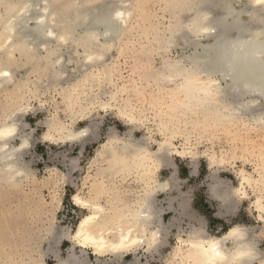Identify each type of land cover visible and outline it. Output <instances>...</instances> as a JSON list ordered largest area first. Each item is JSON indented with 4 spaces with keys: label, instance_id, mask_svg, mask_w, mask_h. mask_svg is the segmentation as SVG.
Here are the masks:
<instances>
[{
    "label": "bare ground",
    "instance_id": "bare-ground-1",
    "mask_svg": "<svg viewBox=\"0 0 264 264\" xmlns=\"http://www.w3.org/2000/svg\"><path fill=\"white\" fill-rule=\"evenodd\" d=\"M66 1L0 0V70L11 72L10 77L0 76V102L4 99L0 106V133H3L0 135V189L16 188L19 182L29 177V168L23 159L32 146V137L24 132L26 125L22 117L30 108L32 99L28 95L36 98L44 80L51 83L46 84L51 85L49 88L61 86L64 110L71 115L69 123H62L56 115L42 122L47 128L42 135L44 142L79 144L84 149L88 141L96 138L91 134L94 126L75 129L74 125L76 121L93 118L99 111L116 110L128 126H143L146 122L145 109L129 108L127 101L121 103L117 99L118 93L126 88L124 85L119 87L112 79L114 61L108 62L107 59L109 51L117 47L122 50L127 34L133 33L129 26L133 15L131 5L122 0L115 3ZM239 1L242 0H163L171 16L170 24L163 30L147 26L152 31L150 45L141 53L145 78L151 77L160 95L169 100L168 104H161L164 98L159 99L156 101L158 105H154V122L161 139L156 140L150 132L137 139L131 130L124 137L110 133L107 141L100 144L96 163L97 159L107 163L109 176L129 174L131 177L133 174L138 184L137 192L131 194L126 190L132 195L127 197L117 182L106 180V175L102 177L100 173L101 177H94L91 181L87 197L80 193L74 195L73 202L80 199L91 205L84 208L74 203L87 211L75 230L59 231L51 218L44 230L54 237L48 241L50 250L54 245L51 242L61 236L71 242L73 250H82L86 257L80 259L71 253L67 260L60 259L58 264H91L88 253L96 257L97 264H105L103 259L106 257L114 263L125 260L128 255H133L129 264H143L139 257L141 251L155 257L177 220L171 225L163 223L160 206L165 200L159 198L170 194L177 179L172 174L160 180V171L173 167L174 156L194 160L193 157L199 154L200 138L215 143L224 134L233 133L239 124H242L240 128H244V133L250 130L252 133L253 127V131L260 128L258 130L264 132V4L247 0V6L238 10L234 3ZM118 12L123 13L122 18L117 17ZM48 31L53 36H48ZM173 49L181 50L179 59L171 58ZM153 52L162 57L161 71H156L151 63ZM89 56L93 57L91 61ZM71 65H75L78 75L67 72ZM23 71L25 75L21 74ZM33 74L38 77L36 82L31 81L30 75ZM65 74L69 75L66 77ZM151 79L147 80L148 84ZM106 84L115 91L103 92ZM243 134L241 139L245 136ZM193 137L197 142L193 143ZM176 138H182L181 147L175 145ZM206 152H209L206 156L213 182L209 192L220 204V210L225 215L234 214L237 204L247 200L251 191L255 196L252 205L258 213V221L264 223V146L250 155L256 158L254 169L258 176L245 169L235 171L237 187L221 180L215 173L217 168L232 163L231 159L248 161L245 151L233 146L224 149L220 155L213 148ZM104 198L106 205L102 202ZM169 203L171 208V202L167 201ZM178 204L182 214L187 211L186 201ZM88 216L94 219L81 228ZM0 218L2 220V216ZM9 221L4 222L6 225L0 232L10 228L8 232L14 233ZM15 226L17 231L19 225ZM19 231L26 234L22 228ZM251 234L250 229L240 224L231 226L222 235H209L193 229L187 239L179 238L171 263L264 264V253L257 248ZM16 236L13 237L16 239ZM39 239H32V242ZM4 241L1 242L8 244L9 240ZM2 245L0 251L4 248ZM213 246L219 256L211 251ZM3 251L4 254L6 251ZM8 253L0 255V260L5 257L3 263L23 264L13 258V253L12 256ZM20 253H17L19 258L28 255ZM45 257L40 254L30 260L32 264H46Z\"/></svg>",
    "mask_w": 264,
    "mask_h": 264
},
{
    "label": "rangeland",
    "instance_id": "rangeland-1",
    "mask_svg": "<svg viewBox=\"0 0 264 264\" xmlns=\"http://www.w3.org/2000/svg\"><path fill=\"white\" fill-rule=\"evenodd\" d=\"M61 1L65 2L66 0ZM69 1L74 3L79 2L78 0ZM100 1L107 3L108 1H113L115 3L120 0ZM122 1H126L127 4L129 3L131 6L128 5L133 10V15L129 21V26L130 29H133V33L127 34V42L125 47L123 46L125 49L122 47L124 51H122L123 49L120 50L121 48L118 47L113 48L107 54V59L108 62L114 61V66L112 67V79L119 85V87L124 85L126 88L124 92L121 91L118 93L117 99H120L121 103L127 101L126 105L129 108L138 107L145 109L147 118L146 122L143 126H128V123L117 114L116 110L108 112L99 111L98 114L91 118L92 121L91 119L84 122L76 121L74 125L75 129L86 128L91 124V126H94L93 133L91 131V134L93 138H96L88 141L84 149H82L79 144L71 146L70 144H51L49 142H44L42 135L47 128L45 125L41 124L42 122L50 119L53 115H56L57 119L62 123L71 122V115L69 112L65 111L63 107L61 86L52 85L53 89L52 87L49 88L51 85L46 86L49 82L44 80V85H41L39 94L36 98L28 95L32 99L30 102L31 109L29 108L22 117V122L26 125L24 132L31 134L30 136L32 137V146L29 148V151L26 154L27 156L23 159L29 168L28 180L25 179L22 182H19L20 184H17L19 188H17L16 185V188H14L15 186H12L13 188L2 187L0 189V217L2 216V220L0 218V230L7 224L6 221H9L11 218V222H8L9 226L12 227L14 233L17 234L16 236L14 233L8 232L11 231L10 228L6 229V231L4 230L0 232V236H3L2 239L5 240L4 242L9 240L8 244H4L2 243L3 240L0 239L1 245H4H2L4 248H1L0 252L2 253H0V255L3 254V249L7 252L11 248L15 249L16 247H19L17 248V250L19 249V252L16 249H11L9 252L11 253V256L14 254L13 258L15 257V260H18L19 262L23 261V264H32L30 258L39 256L40 254L46 255V264H58L60 259L67 260L71 253L76 257L79 256L78 258L83 259V256L85 255L82 253V250H73L71 242L61 236H57L58 238L51 242L54 245L50 250V243H48V241L52 240L54 237L46 233V230H44L49 218L53 220L59 231L64 230L65 232H69L75 230L79 221L87 211L74 204L73 196L80 193L81 196L87 197L91 188V181L97 176H100V173H102V177H105L103 175H106V180L117 182L116 185L119 189H124L123 191H131V194L137 192L138 184L133 174H131V177L129 174L123 176L121 174L120 176H109L107 172L108 164L104 163L102 160L99 161L98 159L97 164L95 160L100 144L107 141L110 133H115L116 135L124 137L132 130L134 137L141 139L147 136L150 132L156 140L161 139L157 124L154 122L156 116L154 105H158L156 101L159 99L164 98L161 104H168L169 100L166 96L164 97L160 95L156 83L151 77L145 78L146 72L141 62L144 56L141 53L144 50L149 49L150 45L149 38L151 37L152 31L148 30L147 26L150 27V25H153L155 28L158 27L162 30L166 29L170 24L171 16L168 13L169 11L167 12L166 3L163 2V0ZM67 2L68 0L66 3ZM246 3H248L247 0H242L241 2H235L234 6L240 10L245 8L244 6H247ZM148 20L151 23H149ZM80 52L82 53V51ZM151 56L152 65L156 71H161L162 57L156 52H153ZM170 56L172 59H179L182 56V52L179 49H173ZM68 67L66 70L70 75H78L74 70L76 69L75 65ZM21 74L25 75L24 71ZM69 74H65V76L67 77ZM30 77L31 81L35 82L38 78L34 74L32 76L30 75ZM150 79L152 82L148 84L147 80ZM30 85H32V82ZM43 86H46L47 89L45 90L46 87L44 88ZM103 88V92L115 91V89L107 84L104 85ZM103 99L107 100L108 98L103 96ZM3 103L4 99L0 102V106H2L1 104ZM0 111L2 113L1 108ZM244 121H247V119H244ZM241 125L242 124H239L233 133H230L229 135L224 134L215 141L213 140L215 143L207 138H200V141L198 142L199 154L197 157H193L194 160L191 158L186 159L174 156L172 162L173 167L169 169L165 168L160 171V180L169 178L172 174H174L177 179L176 186L171 192H169L170 194L161 195L159 198L160 200H165V203L163 202L160 206L163 223L171 225L173 220H177L174 222L175 224H173V227L169 229V232L166 235L167 237L165 236L166 239L164 245L159 249L155 257H151L143 251L140 252L139 257L141 263L172 264V255L174 249L178 245L179 238L187 239L188 236L192 234L193 229H199L202 233L209 235H222L235 224H240L250 229L252 233L251 235L257 242V248L264 253V223L258 221V213L252 205L255 200L253 193L249 191L250 195L248 199L242 200L237 204L236 210L234 211L236 216L221 227L216 224L217 222H220L218 219H215L217 214L221 217L227 216L228 214L225 215L224 212L220 210V204L212 199L209 192V188L212 186L213 182L211 178L212 170L209 168L206 156L209 152L206 151H209L211 148L220 155L224 149L233 146L240 147L245 151L244 153L248 155L247 158L249 162L242 158H237L235 160L231 159L232 163L229 164L230 166L226 165L221 169L217 168L215 175L221 180H225L232 186L237 187L238 179L235 171L245 169L246 171L253 173L254 176H258L254 169L256 158L253 155L252 157L250 155L256 153L259 148L264 146V132L258 130L260 128L257 127V130L253 131V129H255L253 127L252 133L250 132L251 130L244 133V128H240ZM248 132H250V134H248ZM243 133L246 138H249H247L248 140L245 139ZM242 134L244 136L243 139H241ZM181 139L176 138V141L174 142L178 147L182 146ZM192 140L193 143L197 142V139L194 137ZM17 143H19V141H17ZM113 177H116V179L114 180ZM120 178L123 179L121 180ZM123 180L125 182H123ZM118 183L122 184L119 185ZM127 191V194L125 193L126 196L132 197L130 192ZM165 198H168L167 201L171 202V208H169L170 203L167 204ZM182 201L188 203L187 211L183 214L178 208V203ZM102 202L106 205V198H104ZM198 210L201 211V214L197 212ZM8 213H10V215ZM7 215L10 217H7ZM3 216H6L5 219L8 218V220H3ZM213 222L217 225L216 227H213V225L215 226ZM13 223L17 226L19 225L17 227L18 232L16 231L15 224L12 225ZM20 228L24 230V233H26L25 235L22 231H19ZM21 235H23V238ZM11 236L12 238L10 239ZM13 236H16V239ZM37 237H40L39 241L32 242ZM17 238L19 242L17 241ZM21 238L25 240L21 241ZM15 241H17V244L13 243ZM19 243L22 245L19 246ZM23 246H25L24 251L28 253L26 256L21 255V253H24V255L26 254L22 249L24 248ZM15 252L16 255L17 253H20L21 259L18 257L19 254L17 256L15 255ZM5 253L3 256L8 252ZM87 258L91 264H97L96 257L90 253L87 254ZM4 259L5 257L0 260V264L6 263H3ZM132 260L133 255H128L125 260L119 262L113 263L109 257L104 258L103 262L105 264H129Z\"/></svg>",
    "mask_w": 264,
    "mask_h": 264
},
{
    "label": "snow or ice",
    "instance_id": "snow-or-ice-1",
    "mask_svg": "<svg viewBox=\"0 0 264 264\" xmlns=\"http://www.w3.org/2000/svg\"><path fill=\"white\" fill-rule=\"evenodd\" d=\"M257 3L258 4H264V0H257ZM117 17L118 18H122L123 17V13L122 12H118L117 13ZM47 35L48 36H53V33L51 31H48L47 32ZM61 40H64V37H61ZM88 59H89V61H91L93 59V57L89 56ZM0 76L10 77L11 76V72L10 71L0 70ZM84 134L85 133H81V135H84ZM0 135H3V133H0ZM74 203L77 204V205H81L84 208L91 207V205L83 203V201L80 200V199L74 200ZM93 219H94L93 216H88L87 219H85L83 221V223L81 224V228H83L84 226L88 225L89 222L92 221ZM77 235H82V234L81 233H78ZM211 251L214 252L216 256H219L220 255V253L216 250V248L214 246L212 247Z\"/></svg>",
    "mask_w": 264,
    "mask_h": 264
},
{
    "label": "crops",
    "instance_id": "crops-1",
    "mask_svg": "<svg viewBox=\"0 0 264 264\" xmlns=\"http://www.w3.org/2000/svg\"><path fill=\"white\" fill-rule=\"evenodd\" d=\"M217 210H218V208H217ZM197 212L201 214L200 210H198ZM235 216H236V213L228 214L227 216H222V217L217 214L215 219H218L220 222H217L216 224H218L222 227L225 223H228V221H230ZM213 224H215V222H213ZM216 224H215V226L213 225V227H216L217 226Z\"/></svg>",
    "mask_w": 264,
    "mask_h": 264
}]
</instances>
